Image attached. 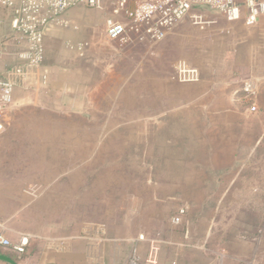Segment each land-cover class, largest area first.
Returning a JSON list of instances; mask_svg holds the SVG:
<instances>
[{"label": "rangeland", "instance_id": "374dc122", "mask_svg": "<svg viewBox=\"0 0 264 264\" xmlns=\"http://www.w3.org/2000/svg\"><path fill=\"white\" fill-rule=\"evenodd\" d=\"M102 1V9L67 10L77 9L62 28L78 36L59 41L82 49L66 74L54 73L58 89L29 92L35 105L4 115L0 228L59 238L100 226L105 236L147 243L148 264H208L211 250L220 257L239 235L264 264V16L246 26L195 6L163 39L123 44L106 36L114 0ZM177 61L199 80L177 81ZM249 79L255 94L245 99ZM208 157L241 166L238 176L208 171ZM134 252L124 264L137 263ZM244 255L240 264H251Z\"/></svg>", "mask_w": 264, "mask_h": 264}, {"label": "built area", "instance_id": "2783aa9c", "mask_svg": "<svg viewBox=\"0 0 264 264\" xmlns=\"http://www.w3.org/2000/svg\"><path fill=\"white\" fill-rule=\"evenodd\" d=\"M85 5L102 9V0H0V55L7 53L10 43L20 45L15 51L22 65L10 68L0 76V129L4 115L13 103L12 76L24 77L29 70L37 69L43 60V38L51 26L68 27L62 15L71 7ZM195 6H205L229 22L242 21L246 26L257 23L264 16V0H114L110 17L106 19V36L119 43L158 41ZM200 16H195L198 19ZM6 23L5 28L2 25ZM81 50V45L76 46ZM179 82H197L199 72L184 61L174 66ZM245 99L255 94L254 82L246 80L241 87ZM254 103L249 110L255 111ZM184 209L173 218L178 222ZM30 243L28 234H20L12 241L0 228V247L22 255Z\"/></svg>", "mask_w": 264, "mask_h": 264}, {"label": "crops", "instance_id": "0c3cea01", "mask_svg": "<svg viewBox=\"0 0 264 264\" xmlns=\"http://www.w3.org/2000/svg\"><path fill=\"white\" fill-rule=\"evenodd\" d=\"M76 10L77 9L75 8L64 13L62 15L63 19H65L67 15L76 13ZM5 25L6 23H4L2 27L5 28ZM69 33L72 36H78V33L68 32L59 26H51L47 30L43 38V60L38 69H36V72H34L35 70H28L24 77H11L14 81L13 103L11 108L24 104L35 105L38 99L37 97H30V94L32 93L29 94V92L33 91L35 95H38L37 93L42 91H54L55 89H58L53 86V82L56 78L54 73L62 75L66 74L67 69H64L63 67L71 66L73 58L80 55L76 47H71V49L63 48L61 41H59L64 39V37L66 38L67 36H70ZM52 41L56 42L55 53L54 49L51 50L50 47ZM20 47V45H13V52L11 54L0 55L1 77L6 75V71L8 69L22 65V62L15 55V51ZM27 76H33L31 77L32 80L29 84L25 80ZM40 78L47 81V85H42L40 83ZM222 118L223 117H221V119ZM210 148H208V156L213 154L211 151L212 149ZM240 167L241 166L236 168L223 165L218 166L211 163L208 157V171H212V173L213 171L217 173H224L228 170H234L235 175L238 176L241 169ZM235 180L236 179L234 177L227 180L225 183L226 187L232 186V184L235 183ZM214 184L215 186L223 184L219 175L215 177ZM212 192V194H215L214 191ZM211 195L209 194L208 198H210ZM0 227L3 228L1 221ZM212 230L213 228L208 226V239L212 234ZM8 231L9 230H7V232ZM28 235L31 237L30 243L26 247L25 253L22 255H17L10 249L0 247V264H124L125 261L131 257L134 251L135 254L133 259L137 261L136 264H148L147 243L142 242L141 239L134 235L119 239L108 234L105 236L106 231H104V229L100 226L88 227L87 229L84 228L82 232L75 237L52 238L49 236L39 235L35 238L33 235ZM7 237L12 241L17 240L18 238L17 234L14 233H9ZM228 243L232 246L229 247V245L225 244V246L221 248L222 254L219 255L220 257H213L214 251L211 250L212 255L211 257H208V264H240L245 260L243 257L247 252L252 257V263H250L254 264V243L250 244L244 241V238L239 235L232 237ZM131 263L132 262H128V264ZM156 264L183 263L173 262L169 259H162L159 257Z\"/></svg>", "mask_w": 264, "mask_h": 264}]
</instances>
